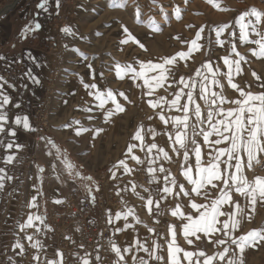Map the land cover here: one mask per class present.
<instances>
[{
  "label": "rangeland",
  "instance_id": "1",
  "mask_svg": "<svg viewBox=\"0 0 264 264\" xmlns=\"http://www.w3.org/2000/svg\"><path fill=\"white\" fill-rule=\"evenodd\" d=\"M0 1V11L16 5L13 4L14 1L12 3H7L6 0ZM120 2L123 4L122 7L111 6L112 0H61L59 7L56 4L54 9L55 11L57 10V13L50 16L47 20L49 21L47 28H40L36 31V39H38L40 46L46 48V43H52L51 47L48 46L47 48L54 54L53 63L55 69L53 71L57 72L56 75H53L50 84L48 83L51 100L48 102L49 132L46 133V136L52 133L53 138H57L66 144V147L76 160L78 159L91 170H94L92 173L95 174L94 176L98 179L97 183L99 182L100 185H102V180L106 183L107 178L105 176L106 172L102 168L105 165H108L109 168H114L113 165H117L123 159L129 168L134 170V183L138 187L144 186L148 188L150 186L149 178L143 169L137 166H140V164L125 155L128 145L133 141L132 131H135L136 127L142 123H144L146 133L147 129L153 128L159 131L160 137L164 136L165 126L147 104L148 99L155 100L163 96L165 100L171 101L175 98L174 94L183 88L182 84H177L175 81H178L181 76L185 79L194 76L197 69H200L203 74L208 75L209 79H211V73H207L201 67L205 62H211L214 70L217 67L219 68L216 78L225 86L224 94L232 99L238 98L239 93L231 89L227 84L223 73H226L228 69L224 65L223 60L220 59L228 55H231L232 59H239L232 52L233 44L236 46V51L244 57L241 60L242 72L239 75L233 74V82L238 83L245 91L250 90L253 93L264 91V88L259 87L261 83H264V58H257L250 51V49L258 48L257 45L243 43L239 40V26L235 24L236 17L251 8L264 12V0H216L220 8L214 7L207 0H188L187 4H185L184 0H158L156 5L152 4L151 0H120ZM137 5L140 8L139 16L136 13ZM161 5L163 6V11H161ZM176 6L181 9L179 19L176 18L173 11ZM248 19H251L256 28L264 34V21L256 24L255 17H247L245 23ZM220 24L231 25L220 37L221 40L225 41L222 47L216 43L215 32L211 31V29ZM122 25L127 27L133 35L145 44L147 51L140 49L138 45L131 42L127 45L120 44L121 39L125 35ZM189 25H192V27H188ZM201 26H204V32L201 33V39L197 43L202 45V47L199 50H193L187 59L181 60L177 57L178 63L175 66H169L172 67L174 75L169 77L163 87L156 88L152 97L143 95V92L147 91V89L136 86L137 84H142V81L133 83L128 76H125L122 80L116 76L115 64L117 62L125 64L133 63V61H147L149 59L153 60V62H158L161 57L173 56L179 51L187 52L191 46L188 42L196 39L195 33ZM64 27L70 28L71 34L61 31ZM155 28H159L160 31H154ZM232 31L236 33L234 38L229 36ZM248 31L249 40L258 39L252 33L251 26ZM34 32L32 31V33ZM176 37H180V40H177ZM181 41L186 43H181ZM89 64L93 66L96 77L95 82L101 90L111 88L117 94V100L125 108L124 112L114 115L109 123L104 122L103 112L96 107L98 101L94 99V96L88 95V90L81 83L82 78L85 83L92 81L93 72L88 68ZM134 66L138 67V65ZM253 72L262 77V79L257 81L252 75ZM100 73H103L102 77ZM199 79L197 77V80ZM212 87L214 91L221 90L216 86ZM91 91L95 92L94 89ZM198 91L199 89L197 88ZM119 92H123L128 97V100L119 96ZM185 92H187V89H185ZM185 100L186 97H183L180 103L183 104ZM197 102L201 104V108L206 114L207 109L204 102L198 98ZM232 106L225 105V107ZM86 107H92V113L83 111ZM110 107H113L111 101L105 105V108ZM159 111L160 109L156 110V112ZM164 113L167 116L182 114V112H178L175 109L169 111L168 104H164ZM89 115H93L96 118L90 121L87 119ZM149 116H153V119L149 120ZM76 120L80 121L79 125L73 124V121ZM66 125H69V127H66ZM81 126L86 128L99 127L103 128V131L95 139L92 138L93 133L91 132H84L79 136L75 135L74 129ZM167 128L168 130L171 129L169 125ZM126 129H128L130 134L129 138L124 134ZM198 141H202V137L198 138ZM53 142H56V140L54 139ZM47 149L51 153V149L49 147ZM135 152L134 154L137 155ZM57 157V163H54L56 171L58 167L60 170L63 169L62 167L65 168V165ZM59 158H62V154ZM257 159L259 163L253 161L252 167L248 168L245 158L244 174L249 181H253L256 176L264 177V153L258 154ZM189 162L193 165L195 163V158L191 153ZM15 169L18 173V182L23 186L26 178L23 172L24 168L18 166ZM177 171L181 175V167ZM47 174L46 172L45 174L41 173L38 169L36 182L38 186L41 187L43 185L47 179ZM183 181L186 182L184 178L179 182L182 183ZM144 187L138 188L137 192L141 196L146 197L147 193L143 190L145 189ZM105 192L112 195L107 201L109 202L108 206L113 209L118 208L121 203L114 189L109 187ZM83 194L86 195L85 193ZM87 196L91 199L90 195ZM235 198L244 207L245 216L243 218L238 217V219H241V225L234 235H242L252 229L264 228V204L258 201L253 211L251 206L248 205L246 198L238 195ZM137 199L141 200L139 196L134 194V205L135 207L138 205V209H141L139 204H137ZM182 200L187 201V198ZM227 207L226 205L225 210ZM96 209L94 208L95 211ZM171 209H168V207H162L161 209V226L166 237L169 218L172 217ZM144 211L145 206L143 203L142 212H137L141 221L138 224L143 223L142 216ZM47 212L48 207L32 209L33 215H41L45 217L46 221H48ZM5 216L4 208L0 206V264H25L28 259L32 258L29 256L32 251L29 250L27 254L28 249L26 247H29L33 241L27 240L26 242L25 236H21L18 230V220L7 223L4 220ZM248 217H251V219H248ZM38 227L39 224L34 221L33 228L37 229ZM217 235L224 238L220 233ZM167 241H169L168 238L164 241L165 246H168ZM18 242L24 246L23 254H21V249L16 247ZM176 243L179 247L184 248L183 241H176ZM229 245L231 247L225 261L221 262L217 259L213 264H227L229 258L236 260L237 264H239L241 255L236 246L231 244V240H229L228 245L213 246L207 239H204L202 242H198L193 251L197 250L198 247L203 249L208 255H216ZM203 259V257H200L201 264H203ZM195 260L196 258L193 257V264H195ZM242 260L243 264H264V242H261L256 247H246Z\"/></svg>",
  "mask_w": 264,
  "mask_h": 264
},
{
  "label": "snow or ice",
  "instance_id": "2",
  "mask_svg": "<svg viewBox=\"0 0 264 264\" xmlns=\"http://www.w3.org/2000/svg\"><path fill=\"white\" fill-rule=\"evenodd\" d=\"M152 4H158V0H151ZM185 4L188 0H184ZM207 2L212 3L214 7L220 8L219 3L216 0H207ZM48 0H41L38 5L39 8L47 11ZM57 7H59L60 0H56ZM111 6L122 7L123 4L120 0H112ZM161 11H163V6H160ZM227 10V9H221ZM174 14L177 19L180 18L181 9L176 6L174 9ZM137 16L140 15V8L136 7ZM247 17H255V23L260 24L264 21V12L258 11L256 8H251L250 10L240 13L236 19L235 24L239 26V40L243 43H252L258 46V48L250 49L252 54L257 58H264V34H262L253 24L251 19H248L245 23ZM251 26L252 33L255 34L258 39L249 40V27ZM188 27H192L189 25ZM231 27L230 24H220L217 25L211 31L216 34V43L221 47L224 45L225 41L221 40L220 37L226 29ZM41 28L39 23L34 25L26 26L22 32V35L27 34L29 31L38 30ZM122 30L124 38L121 39L120 44L127 45L130 42L132 44L138 45L140 49L147 51L144 43H142L135 35H133L127 27L122 25ZM66 34H71V29L64 27L61 29ZM154 31H160L159 28H155ZM204 32V26H201L195 33L196 39L188 42L190 43V48L188 51H179L173 56L161 57L158 62H153L149 59L147 61H133V63L120 64L117 62L115 64L116 76L119 79H124L128 76L133 83L137 81H142V84H137V87L142 89H147L143 92L144 96L152 97L154 95L155 89L163 87L164 83L168 81L169 77L174 75L172 67L178 63L177 57L179 59L189 58L193 50H199L202 45L198 44L197 41L201 39V33ZM230 37H235V31L229 33ZM180 40V37H176ZM181 43H186L181 41ZM232 52L235 53L239 59H232L231 55L223 56L220 59L223 60L224 65L227 67L228 71L223 73L227 80L228 86L231 89L239 93V97L232 99L224 94L225 86L221 84L218 80L217 73L219 68L214 70L211 62H205L201 67L207 72L211 73V79L208 75L201 72L200 69L196 70L194 76L185 79L183 76L180 77L177 84H182L178 92L174 94L175 98L171 101L165 100L163 96L153 100L148 99L147 104L153 109L154 114L159 117V120L167 128L171 122L173 132L165 133L168 135L169 149L177 157L182 155L183 161L180 165L182 170V175L186 180L190 188L186 187L184 183H178L175 178H171V173L163 165L158 167H153L152 165L158 164L161 157L166 161H171L172 156H170L169 151L165 148L158 146L155 141V136L157 135L155 129H147V134L153 137V142L145 143V131L144 126L141 124L135 131L132 139L139 141V144L130 143L127 147L126 156L131 160L135 161L137 164H143L144 160L140 156L134 154V149L138 148L141 152H144L145 157L148 158L149 167L147 168V173L149 174V183L155 182L159 185L160 181L156 176L157 171L164 173L163 177V187H157L155 191L145 188L144 191L147 196H141L140 193L136 192V195L144 201V206L147 208L149 214L153 212V206L157 209V215H159L160 202L162 200H167L169 197H173L176 200H182L187 198V209L185 211V205L183 203H176L171 209V215L177 217L180 221V229L182 231L183 237L188 245H193L196 247L198 242H202L207 239L209 243L213 246L228 245L229 240L231 244L236 246L239 250L241 259L239 264H243L242 255L246 247H256L261 242H264V228L252 229L242 235H234V233L239 229L241 225V219L245 216V209L241 206L238 199L235 197L241 196L247 199L248 205L251 206L252 210H255V206L259 201L264 204V177L256 176L253 181H249L244 174L245 168V158L247 160V167H252V162L256 161L257 155L264 153V91L259 93H253L252 91H245L238 83L233 82V74L239 75L242 72L241 60L244 59L239 52L236 51L235 44L232 45ZM81 55H83L81 53ZM30 59H34L29 54ZM4 59V57H0ZM87 59V57H85ZM134 65H138L134 66ZM88 68L92 70V81L90 83H85L83 78L81 83L83 87L88 90V95L94 96V99L98 101L96 107L103 112V118L105 123H109L111 118L117 113L125 111L124 106L117 100V94L111 88H105L101 90L98 84L95 82V72L91 64ZM30 71L26 75H30ZM101 77L103 73H100ZM257 81H260L262 77L258 76L255 72L252 73ZM197 77L200 79L197 80ZM33 82L39 84L40 81L35 77H32ZM3 77H0V81ZM5 83H7L5 81ZM212 86L220 88V91H214ZM259 87L264 88V83H261ZM3 88V84H0V89ZM197 88L199 91L197 92ZM95 90V92L91 90ZM187 89V92H185ZM119 96L128 100L123 92L118 93ZM0 133L5 132V125L8 122V116L3 111L4 107L10 103V97L3 91H0ZM186 97L183 104L180 103L181 99ZM197 98L204 102L207 109L206 114L201 108V104L197 102ZM111 101L113 107L105 108V105ZM164 104H168L169 111L175 109L178 112H182V115L167 116L164 113ZM225 105H233L232 107H225ZM19 107V105H15ZM160 109L159 112H156ZM83 111L87 113H92V107H86ZM96 117L89 115L88 120L92 121ZM194 118V121H193ZM149 120L153 119V116L148 117ZM15 125H22L25 130H33L29 123L27 116H16ZM73 124L79 125L80 121H73ZM69 127V125H66ZM75 135L79 136L84 132L93 133L92 138L95 139L103 128H86L79 127L75 128ZM9 135L12 137L16 136V131L14 129H9ZM202 137V141H198V138ZM51 143V141H48ZM14 144L9 142L7 144L8 149H12ZM53 147H56L54 144ZM16 148H20L21 145L16 144ZM146 149V151H145ZM153 150L156 151V155H153ZM59 152V149H57ZM190 153L195 158L194 165L190 163ZM51 154V153H49ZM14 159L13 156H8L6 162L10 163ZM65 168L69 170L71 175V170L73 165L65 159L63 161ZM122 166L124 172H131L132 169L129 168L125 160H120L117 165L113 167ZM53 171L56 170V165H52ZM39 171L44 172L43 168ZM4 169L0 168V173H3ZM79 176V172L76 173ZM112 178L116 179V173H111ZM58 180L60 176L56 177ZM5 176L0 175V189L4 187ZM7 179H12V177H7ZM82 179L92 180V177H82ZM99 189L97 188V191ZM124 191L127 188L123 189ZM133 192L136 191V185L132 186ZM89 195L91 196L92 202L95 203V196L91 195L92 190L88 189ZM40 193L38 192V195ZM120 192H117L119 195ZM158 197V198H157ZM197 198H200L202 202H197ZM55 203H62L60 200H56ZM228 206L225 210V206ZM126 206V202H125ZM30 207L36 208L38 204L36 203V197L32 198ZM129 216H132L136 223H140L139 217L134 213V210L127 207L126 210L118 211L113 214L111 209L106 210V223L112 225L115 233L125 232L127 229L131 228L134 232L136 231L133 224L129 223ZM223 218V219H222ZM123 220V226H117L116 221ZM251 219V217H248ZM34 221H39L41 224L45 223V217L41 215L29 214L25 224H22L21 230L25 228H31L34 226ZM47 227V225H45ZM147 227V226H146ZM79 230V229H78ZM39 231V228H37ZM149 232H154L153 228H148ZM168 233L171 236V240L167 241V254L168 261L167 264H180L178 259V254L183 253L184 259L188 261V264H193V257L196 258L195 264H201L200 257H203V264H213L215 260L221 262L225 261L226 256L230 251V245L224 247L223 251L217 253L216 255H208L203 249L195 251H187L179 247L176 243L177 227L170 224L168 226ZM220 233L224 238H221L217 234ZM70 239V237H66ZM27 239L31 241L32 236H27ZM74 243V241H73ZM146 241L142 242L140 238L134 241L128 242L127 246H120L115 241L110 240L109 244L111 251L115 254L117 259L113 264H128L126 260V255H130L132 264H149L150 260L162 261L164 257L157 254V250L161 247L156 241L152 242L151 246H146ZM17 248L21 249V254H23L24 246L19 242L16 245ZM33 248L41 247L40 242L32 244ZM83 248V245H80ZM144 252L148 255V259L143 256H137L133 254L134 252ZM77 257L78 264H99L101 257L97 250V255L94 260L91 254L86 253L84 256H79V254H74ZM55 256L58 259H49L46 264H65L64 253L59 249L56 250ZM33 259L39 261V256H33ZM227 264H237V261L229 258Z\"/></svg>",
  "mask_w": 264,
  "mask_h": 264
},
{
  "label": "crops",
  "instance_id": "3",
  "mask_svg": "<svg viewBox=\"0 0 264 264\" xmlns=\"http://www.w3.org/2000/svg\"><path fill=\"white\" fill-rule=\"evenodd\" d=\"M6 2H13V4L16 5L15 7L0 11V48H2L0 49V57H4V59H0V77H3V80L0 81V84H3V88L0 89V91H3L10 97V103L3 109V111L8 116V122L5 125V132L0 133V168L4 169V172L0 173V175L5 176L3 181L4 187L0 189V206H3L4 208V214L6 215L4 220H6L7 223H12L18 220V230L21 233V236H25L26 242L28 240L27 236L33 237L31 240L33 243H31L29 247H26L28 249L27 254L29 253V250L32 251V253L29 254V256L32 258L28 259L25 264H46V261L49 259H58V257L55 256V252L57 249H59L53 239V232L49 221L45 220L44 224L36 221L39 224V231L33 227L25 228L22 231L20 227L22 224L26 223L28 215L32 214L33 207H30V204L34 196L36 197V203L38 204V207L36 208H46L49 207V205L57 204L55 201L61 200L71 190L72 187H78L79 190L86 195H89L88 189L90 188L92 190L91 195H94L96 200L99 197H104L105 191L111 187L114 189L116 195L118 191L120 192V194L117 196L119 197L121 204L118 208L113 209L111 206H108L107 209H111L114 214L115 212L126 210L127 207H130L134 210L135 215L140 217L137 215V212H142V204L144 201L137 199V204H139L141 209H138V205L135 207L134 194H136L138 188L144 186L140 185L141 187H138L137 184L134 183V170H132V172L126 173L124 172L122 166L109 168L108 165H105V167L102 168L103 171L106 172V183L102 180V185H100L99 182L97 183L98 179L96 176H94L95 174L92 173L94 170H91L78 159L76 160V158L72 156L70 150L66 147V144L62 143L57 138H53L52 133L48 134L47 136L45 135V137L40 141L34 139V110L38 104L42 103L44 100L48 90V83L51 79H53L52 72L55 69V65L53 63L54 54L53 52L51 53L47 48L48 46L51 47L52 43H46V48L40 46V43L38 39H36L35 35L37 30H34V33L29 31L25 35H22V32L26 26L34 25L35 23H39L41 25L43 22H45L43 25H41V29L45 27L47 28V25L49 24V21L47 20L50 16L57 13V10H54L56 7V0H48V4L46 6L47 11L38 7V5L41 3V0H6ZM29 54L34 59H30ZM17 60L19 61L22 72L19 79L12 75L6 76L1 73L2 69H8V71H12L18 64L16 63ZM29 70H31L30 75H26ZM32 77L38 79L40 83H34ZM5 81L7 83H5ZM0 100H2V97H0ZM17 104L19 105L18 108L15 107ZM16 116H27L33 130H25L22 125H15L14 121ZM142 124L144 126V123ZM169 126L171 129L168 130V128H164V136L161 137L159 131L155 130L157 135L155 136L154 142H156L160 147L163 146L166 151H169L172 159L171 161H166L161 157V159L158 161V164L152 166L158 167L159 165H163L171 173L170 179L175 178L178 183H180L184 177L182 173L179 175L177 169L180 167L183 158L182 155L177 157L169 149L168 135L165 134L166 132H173L172 125L169 124ZM138 127H136V130ZM9 129H14L16 131L15 137L9 135ZM135 131H132V136L134 135ZM144 131L145 143L153 142V137L146 133L145 126ZM124 134H126L128 138L130 137L128 129L125 130ZM54 139L56 142H53ZM48 141H51V143H48ZM9 142L14 144L12 149L7 148V144ZM132 143L139 144V141L133 140ZM16 144L21 145V147L16 148ZM53 144L56 147H53ZM47 147L51 149V155L49 154ZM57 149H59V152H57ZM134 151H136L135 153L140 156L142 160H144L142 165L140 164V166H137L143 169L144 173H146L150 180L149 174L147 173V168L149 167L148 158L145 157L144 152L140 151L139 147L134 149ZM61 154L62 158H59L61 157ZM153 155H156L155 150H153ZM8 156L14 157L10 163L6 162V158ZM56 156H58L57 159L59 161H62L63 165V161L67 159L74 166L71 170V175L69 174V170L64 167H62L63 169L61 168L62 170H60L58 167L57 171H53L51 166L54 163H57ZM18 166L24 168L23 172L26 178L23 186L18 182L17 179L18 173L16 172L15 168ZM40 168L44 169V174L45 172L48 173L47 179L44 181L41 187L36 184L38 179V169ZM77 172H79V176L76 175ZM112 172L116 173V179L112 178ZM57 176H60L59 180L56 178ZM89 176L92 177V180L82 179V177ZM156 176L160 181L159 185L153 182L150 183V186L148 187L153 191H155L157 187H163L164 173L157 171ZM7 177H12V179L9 180ZM182 183H184L188 188L191 187V185L186 184L184 181ZM133 185H136L135 192L132 190ZM97 188L99 189L98 191ZM125 188H127L126 191L123 190ZM38 192L40 193L39 195ZM178 202L183 203L185 205L184 210L188 211L186 207L188 201L176 200L173 197H169L167 200H162L160 202V208L158 210L160 213L159 215L156 214L157 209L155 206H153V212L151 215L145 207V211L142 216V224L135 223V219L132 216H129V223L134 225L136 231L134 232L131 228H129L125 232L114 234L113 228L111 240L115 241L122 247L127 246L128 242L134 241L137 236L142 242H147L146 246H151L152 242L156 241V243L161 245V247L157 250V254L163 256L164 260H150L149 264H167L168 246L164 245V241L167 238L170 241L171 236L167 230V237L163 233L161 226V209L162 207H168V209H171V207H174ZM197 202L202 201L200 198H197ZM93 214L97 215L98 210H93ZM17 217L20 218L17 219ZM115 223L117 226L122 227L124 221L121 219ZM170 224L177 227L176 241L184 242V250L193 251L194 246L188 245L183 237L182 231L179 227L181 221L177 217L172 216L169 218V225ZM45 225H47V227ZM148 228H153L155 231L149 232ZM37 241L40 242L41 247L33 248L32 244L36 243ZM27 244L26 246H28ZM59 250L63 252L61 249ZM98 253L101 257L99 264H108L104 256L99 251ZM85 254L86 253H84L82 256ZM89 254H91V257L94 260L97 252ZM133 254L137 256H143L145 259H148V255L142 251L134 252ZM37 255L39 256V261L33 259V256ZM112 255L114 262L117 257L113 252ZM64 258L65 264H75L73 259L68 257L65 253ZM125 258L128 260V264H132L130 255H126ZM178 259L180 264H188V261L184 259L182 252L178 254Z\"/></svg>",
  "mask_w": 264,
  "mask_h": 264
},
{
  "label": "built area",
  "instance_id": "4",
  "mask_svg": "<svg viewBox=\"0 0 264 264\" xmlns=\"http://www.w3.org/2000/svg\"><path fill=\"white\" fill-rule=\"evenodd\" d=\"M16 63L18 64L12 71L2 69L1 73L19 79L22 72L19 61L17 60ZM53 73V75L57 74L54 71ZM51 81L52 79L49 84ZM50 100L48 89L44 100L34 110L35 127L33 136L37 141L42 140L49 132L48 102ZM111 197V193L105 192L104 197H99L95 202L96 204H94L78 187H72L60 200L62 203L49 205L47 220L53 232V239L57 247L72 258L75 264L78 261L74 254L82 256L84 253H94L97 250L104 256L108 264H113V255L109 244L113 227L106 223V210L109 203L107 201ZM96 207L99 213L94 215L93 210ZM66 237H70V239ZM80 245H83V248Z\"/></svg>",
  "mask_w": 264,
  "mask_h": 264
}]
</instances>
